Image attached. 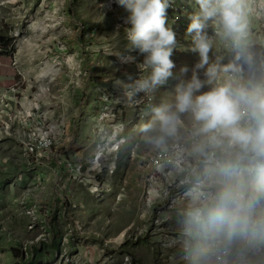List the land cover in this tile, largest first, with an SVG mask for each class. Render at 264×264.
Segmentation results:
<instances>
[{
    "label": "rangeland",
    "instance_id": "obj_1",
    "mask_svg": "<svg viewBox=\"0 0 264 264\" xmlns=\"http://www.w3.org/2000/svg\"><path fill=\"white\" fill-rule=\"evenodd\" d=\"M183 6L190 23L195 0ZM261 10L262 5L257 12ZM114 22L107 0H0V38L12 41L11 46L9 41L0 43V48L14 52L0 58V78L5 68L15 76L0 79V106L5 95L17 90L15 109L38 102L56 110L51 119L65 114L70 142L61 150L70 162L86 165L85 178L74 181L55 151L45 159H29L17 135L0 143V264L18 259L35 264H71L75 259L80 264H195L192 252L202 251L208 264H215L213 245L229 248L226 234L244 216L257 214L240 200L251 197L260 205L254 207L264 209V158L242 154L224 138L212 141L187 114L164 145L144 140L140 128L150 118L147 109L125 95L130 91L125 86L141 75L136 64L144 54L128 49ZM249 40L256 64L252 69L245 65L244 75H259L264 71V19L251 18ZM183 44L186 48H176L171 57L177 78L157 91L153 106L169 99L182 78L181 66L191 70L198 60L188 35ZM15 61L26 72L25 79ZM232 62L224 42L217 40L209 63L219 64L218 76ZM37 94L43 98L34 99ZM58 103L64 106L60 111ZM102 112H113L112 121H101ZM112 122L126 143L104 155L95 175L89 165L98 146L107 142L103 139ZM192 133L202 140L196 155L201 162L180 172L167 168L160 183L161 194L168 197L152 190L150 194L152 152ZM226 165L232 176L225 173Z\"/></svg>",
    "mask_w": 264,
    "mask_h": 264
},
{
    "label": "clouds",
    "instance_id": "obj_2",
    "mask_svg": "<svg viewBox=\"0 0 264 264\" xmlns=\"http://www.w3.org/2000/svg\"><path fill=\"white\" fill-rule=\"evenodd\" d=\"M172 1L107 0L108 11L114 14V23L119 22L128 49L144 54L139 65L140 77L125 86L130 89L129 96L143 93L151 97L170 79L177 78L171 59L177 48L168 12ZM195 4L190 23H186L185 15V27L181 30L185 38L190 37V51L198 60L191 70L181 66L182 78L166 102L149 106L145 115L150 118L140 128L143 138L157 147L164 145L167 138L176 134L181 117L187 114L197 131L212 141L224 138L242 154L264 158V71L244 75L245 65L252 69L256 64V53L249 40L252 4L250 0H195ZM217 40L224 42L234 62L224 69L234 76L223 83H216L219 64L209 63ZM13 55V51L3 50L0 58ZM10 96L15 97L13 93ZM122 136L119 133L114 141L118 143Z\"/></svg>",
    "mask_w": 264,
    "mask_h": 264
},
{
    "label": "built area",
    "instance_id": "obj_3",
    "mask_svg": "<svg viewBox=\"0 0 264 264\" xmlns=\"http://www.w3.org/2000/svg\"><path fill=\"white\" fill-rule=\"evenodd\" d=\"M185 1L186 0H173L168 8V12L171 15L172 24L174 26L176 40L181 45H179L177 49L186 48V44H183V41L186 40V38L182 34L181 30L185 27V22L183 21V17H185L186 15L185 8L183 6ZM251 1L253 9L251 13V18L263 20L264 0ZM260 5H262L263 10L258 13L257 9H260ZM116 26L117 28H119V22H116ZM2 52L3 50L0 49V53ZM141 63H143V61L139 60V62L136 64L137 72L139 73H141L139 68V65ZM14 66L17 70L18 75L25 79L26 74L23 70H20L18 62L15 61ZM225 67L226 66L222 67L223 73L217 77L216 83H223L224 81L229 80L234 76L233 72L224 70ZM137 79L138 78H136L135 80ZM12 93L14 96H16L17 90H12ZM127 93L128 91L125 93V95H127ZM10 97L11 96H9L8 94L1 99L2 105L0 106V143L3 142V140H5L6 138L12 139L15 135H17L21 138L20 143L23 145L22 149L25 157L37 160L41 158L45 159L46 157H48V154L55 151L56 157L59 160H62L61 165H67L68 168L65 166V170L68 173V176L71 177V180L76 181L77 179L85 178L84 171L86 165H83L80 162H70L66 157L65 153H63V151L61 150L65 148L69 137V123L65 120V114L62 113V115H58L55 119H51L50 114H54L55 111L51 110V108L49 109V107L43 108L38 102H31L30 105H28L27 107H24V105H22L21 109L18 110L15 109V105L12 103V101H14V97ZM156 97L157 92L154 93L151 97L146 96L143 93L132 95V98H135V100L138 101L139 104H137L141 106L143 105L147 110L150 105H153V103H155ZM33 98L38 99L43 97L41 94H37ZM112 114L113 112H102L101 121H112ZM113 123L114 122L109 124L110 130L108 132L107 129L106 136L103 139L105 140L106 138H108L107 142H103L98 146L96 150L97 152L95 153V158L91 161L89 165V167L91 166V168L88 171L93 172V174L95 175L100 172V166L103 162L102 159L104 155H108L111 151H115L116 149L119 150L120 146L123 143H126L124 137H121L122 139H119L118 143L114 141V139L118 137V134L122 133V130L119 132L117 129H113ZM201 142V138L192 133L190 136L187 135L185 137L179 138L178 141L173 142L168 146L160 147L157 150H154L149 161V169L153 171L152 179L150 181L151 187L149 188V193L151 194L152 190L154 194L160 195L164 199L168 197V195L164 197V195L161 194L162 187L160 182H162V180L160 179L166 178L162 173L167 168H173L177 172L184 171L186 168H190L192 162H201L200 160H197L199 156L196 157L197 153L199 152L200 154L202 150ZM69 151L72 152L73 149H69ZM217 166L219 168L222 167L220 164H217ZM227 166L228 165L224 167L225 173L227 172L229 176H232L233 174H230L232 170H230L228 168L229 166ZM199 167L200 165L197 164L196 169L198 170ZM157 174L159 176H156ZM169 186L170 188H173V185L171 183ZM183 189L180 190L182 191ZM180 190L177 191V193L181 192ZM210 195L211 201H214V196L212 192L210 193ZM187 196L190 197L189 194H187ZM199 197L205 198L203 195H200ZM260 223L261 221L259 220H254L253 222L256 227ZM230 253L231 250L229 248H226L219 243L214 244L211 248V258L213 259L215 264H228L230 261ZM239 261L240 260L235 259V262H237L238 264ZM71 264H80V260L75 259L71 262Z\"/></svg>",
    "mask_w": 264,
    "mask_h": 264
},
{
    "label": "crops",
    "instance_id": "obj_4",
    "mask_svg": "<svg viewBox=\"0 0 264 264\" xmlns=\"http://www.w3.org/2000/svg\"><path fill=\"white\" fill-rule=\"evenodd\" d=\"M10 75L11 72H8V69L5 68L2 70V77L0 79L4 81L5 78L15 77ZM65 98L72 99L67 95H65ZM58 107V110L60 111L64 106L58 103ZM240 202L246 206H253L257 214H254L253 216H244L243 220H238L234 230H230L231 234H226L229 235L230 238L227 236L228 238L224 239H227L225 240L226 245L231 249L230 261L228 264H238L235 262L234 258H237L238 260L241 259V262L239 261L241 264H264V209L262 206L260 209L254 207L255 205H260L253 204L254 202L251 197H248V199H243L242 201L240 200ZM256 217L257 219L261 217V223L257 227L253 224ZM235 231V236H232ZM207 259L208 257L204 251L201 253L192 252L190 261L194 262L195 264H208Z\"/></svg>",
    "mask_w": 264,
    "mask_h": 264
},
{
    "label": "trees",
    "instance_id": "obj_5",
    "mask_svg": "<svg viewBox=\"0 0 264 264\" xmlns=\"http://www.w3.org/2000/svg\"><path fill=\"white\" fill-rule=\"evenodd\" d=\"M8 39L4 38L2 36V38H0V43H8ZM12 41H9V46H11V43ZM15 257L17 258L19 255L17 253H14ZM19 261H17L15 264H35V262H33L32 260L30 259H26V260H23V259H18Z\"/></svg>",
    "mask_w": 264,
    "mask_h": 264
}]
</instances>
